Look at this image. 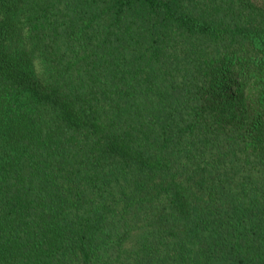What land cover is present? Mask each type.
<instances>
[{
	"label": "trees",
	"instance_id": "trees-1",
	"mask_svg": "<svg viewBox=\"0 0 264 264\" xmlns=\"http://www.w3.org/2000/svg\"><path fill=\"white\" fill-rule=\"evenodd\" d=\"M0 264H264V0H0Z\"/></svg>",
	"mask_w": 264,
	"mask_h": 264
}]
</instances>
